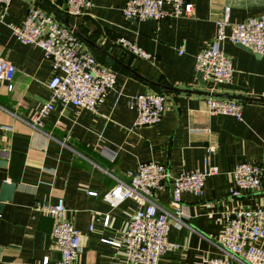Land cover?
Instances as JSON below:
<instances>
[{"label":"crops","instance_id":"crops-1","mask_svg":"<svg viewBox=\"0 0 264 264\" xmlns=\"http://www.w3.org/2000/svg\"><path fill=\"white\" fill-rule=\"evenodd\" d=\"M126 1L92 0L89 12L77 17L65 13V0H12L0 22V57L15 68L10 79H0V104L21 117L30 119L49 101L47 84L53 74L42 50L20 44L10 30L23 22L31 6L59 22L65 19L86 51L116 73L113 90L95 112L54 103L43 128L50 137L0 109V191L3 182L15 185L11 200L0 207L2 264H41L45 256L50 262L58 257L51 237L53 216L36 210L35 204L59 198L64 199L66 218L81 234L79 264H135L126 260L122 248L103 241L121 239L135 203L125 200L112 207L104 201L115 181L98 166L121 177L144 161L160 162L175 174L202 167L204 158L218 168L206 177L202 195H181L184 223L171 220L168 232V240L180 248L168 249L158 264H203L218 255L215 243L224 211L264 204V173L260 189L228 194L237 163L264 168V58L226 40L219 47L232 63L230 84L205 82L195 70L198 52L213 45L224 8H229L231 23H240L263 14L264 0H187L193 5L187 18L142 22L123 17ZM118 38L134 42L155 59L132 57L116 44ZM181 46L184 51L178 54ZM145 92L162 94L165 110L157 125L136 127V110L128 101ZM213 94L235 97L231 100L241 103V119L210 115L205 102ZM155 198L170 208V185ZM259 245L264 248V239Z\"/></svg>","mask_w":264,"mask_h":264},{"label":"built area","instance_id":"built-area-1","mask_svg":"<svg viewBox=\"0 0 264 264\" xmlns=\"http://www.w3.org/2000/svg\"><path fill=\"white\" fill-rule=\"evenodd\" d=\"M11 2L12 0H0V22H4ZM65 6L67 15L78 17L86 15L93 3L92 0H65ZM192 10L193 5L187 0H127L121 12L127 20L142 22L187 18ZM10 30L16 41L41 49L44 58L52 64L53 74L47 84L50 99L30 119L0 106V109L34 130L46 134L43 129L44 120L53 110L54 103L61 102L63 105L69 104L77 109L95 112L113 90L115 71L90 55L73 31L63 26L50 13L31 6L23 22L10 26ZM226 40L264 58V13L240 23H231L229 8H224L216 21L213 45L202 49L195 57V70L203 81L214 85L232 82L234 70L231 60L219 47ZM116 44L134 58L149 62L155 59L125 38H118ZM183 51L184 46H181L178 54ZM14 71V66L0 57V79H10ZM128 102L136 110V127L154 126L161 121L165 110V98L162 94L140 93L130 97ZM205 105L210 115L241 119L242 105L235 100L211 96L207 98ZM46 135L50 137L49 134ZM207 149L212 152L214 146L209 145ZM98 167L115 181L114 186L103 195L104 201L112 207L125 200L135 203L121 239L103 240L116 248H122L126 260L135 264H158L168 249L180 248L178 244L168 240V232L171 220L178 225L184 223L181 219V195H202L206 177L219 172L208 158L203 159L202 167L182 170L176 174L157 161L139 163L135 171L127 173V177ZM263 173L264 168L260 164L237 163L231 171L232 186L228 190L229 196H239L242 189H260ZM167 184L171 189L170 208L160 206L155 198L156 193ZM88 193L97 195L94 191ZM35 209L53 216L51 237L53 248L58 253L53 262L45 256L41 264H79L81 234L73 222L66 218L64 199L59 198L55 203H37ZM223 214L224 226L215 243L218 255L205 258L203 264H264V248L259 245L264 239V204L252 208L234 207ZM109 219V215H106L103 225L107 226Z\"/></svg>","mask_w":264,"mask_h":264},{"label":"water","instance_id":"water-1","mask_svg":"<svg viewBox=\"0 0 264 264\" xmlns=\"http://www.w3.org/2000/svg\"><path fill=\"white\" fill-rule=\"evenodd\" d=\"M59 20L66 28L71 29V27L66 23L65 19L59 18ZM82 39L89 46L96 47V46H93V44L89 40H87V39H85L83 37H82ZM256 56L258 58H260V56H258V55H256ZM105 60H106V62L108 63L109 66L112 65V61H110L109 58H106ZM147 83L150 84V82H147ZM153 85L156 86V87H159V88H164V86H161L159 84H153ZM213 96L220 97V98H225V99H236L235 97H232V96H225V95H220V94H213ZM240 100H241V98H240ZM0 106H2V105L0 104ZM14 188H15L14 183L3 182L2 188H1V191H0V207L2 206V204L4 202L11 200Z\"/></svg>","mask_w":264,"mask_h":264}]
</instances>
